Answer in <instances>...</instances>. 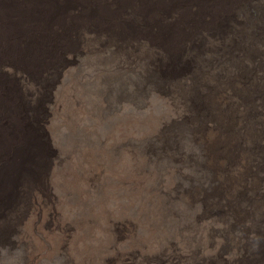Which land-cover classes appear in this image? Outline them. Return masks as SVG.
I'll list each match as a JSON object with an SVG mask.
<instances>
[{"label": "bare ground", "instance_id": "obj_1", "mask_svg": "<svg viewBox=\"0 0 264 264\" xmlns=\"http://www.w3.org/2000/svg\"><path fill=\"white\" fill-rule=\"evenodd\" d=\"M251 6L258 9V20L246 11ZM228 21L232 23L223 27ZM75 54L83 57L79 66L92 60L105 68L110 57V67L119 70V75L140 76L141 89L146 88L145 96L151 94L149 107L143 112L146 116L143 119L132 123L127 117L126 130L141 121L149 126L148 132L139 136L144 140L152 138L155 131L161 133L168 128L186 137L192 133L196 138L201 137L198 148L202 146L204 163L200 166L207 160L223 162L217 168L212 163L208 165L221 181L217 188L203 189L202 194L192 196L205 205L191 224L177 227L168 243L169 262L176 258L183 260L187 254L193 264H208L212 257L223 258L228 264H264V138L258 140L253 130L261 122L252 121L258 113L264 115V0H0V241L23 220V236L36 241L34 256L68 243L69 239L63 235L65 229L76 234L81 228L94 226L108 238L105 254L98 264L117 256L122 246L129 251L140 248L142 263L151 264V257L157 260L160 247L167 246L163 241L167 235L164 226L170 221L165 218L168 215L165 190L161 186L152 188L155 176L144 165L146 159L144 163L140 156L138 159V153L143 157L144 150L133 151L132 156L127 153L125 157L128 170L123 176L128 180L124 184L133 194L137 193L132 197L135 209L125 210L122 204L124 209L118 205L115 210H109L111 215L99 210L96 214H86L89 207L85 204L93 194L92 179L97 188L100 187L98 176L102 177L101 182L110 184L115 178L112 169L109 172L108 167L101 168L94 160H85V166L78 165L86 175L75 186L68 178L79 177L63 172V179L69 184L63 180L66 195L57 205L45 201L48 191L43 188H40L43 198L34 202L38 205H33V209L30 205L29 199L36 197L33 189L37 186H34L37 173L33 177L32 168L39 163L38 159V167L44 164L41 122L50 117L49 110L44 113L43 101L52 112L48 123L51 135L56 132L54 127L59 118L67 121L71 114L74 117L88 111L86 107L80 108L78 91L66 93L62 100L59 98L60 72L67 68L66 57L73 59ZM71 62L69 65L78 70L79 66ZM159 98L161 107L167 108L168 117L152 113ZM172 117L176 121L168 120ZM211 127L212 132L219 131L220 135L206 134ZM168 135L159 138L170 152L179 140L178 133ZM222 135L226 139L218 141ZM126 136L123 134L119 139L123 146L128 144ZM217 147L222 148L218 151ZM85 156L79 158L83 160ZM110 162L112 165V158ZM74 165L77 169V164ZM138 173L149 175L145 178ZM207 181L210 182L209 178ZM49 182L53 188L57 185L54 176ZM169 190L178 192L172 186ZM75 196L81 214L73 222L57 218L69 214V201ZM42 201L43 207L46 206L40 213ZM110 205L109 208L113 207ZM94 215L99 219H92ZM109 218L114 220L106 221ZM180 220L183 222V217ZM120 225L130 235L121 236Z\"/></svg>", "mask_w": 264, "mask_h": 264}, {"label": "rangeland", "instance_id": "obj_2", "mask_svg": "<svg viewBox=\"0 0 264 264\" xmlns=\"http://www.w3.org/2000/svg\"><path fill=\"white\" fill-rule=\"evenodd\" d=\"M256 9L257 8L255 6H251L246 11L249 12L250 14L249 16H252L254 17L255 20H258L259 11L258 9L256 11ZM240 14L241 16H243V13H240ZM233 16L235 17V15ZM236 17L239 18V15L237 14ZM238 22H241V21H238ZM231 23L232 21L225 22L223 27H228ZM80 54L73 55V59H69L70 56L66 57L67 63L65 64V66L67 68L60 72L57 85L60 86L59 98L61 100L63 99V96L66 93L70 91L75 93L78 91V103L80 105V108L86 107L88 108L87 109L88 111L86 110L87 112L85 111L81 112V114L79 112L74 117H72V114H71L70 117L67 119V121H63L61 118H59L56 121V124L54 127L56 132L54 135H51L49 128H48V123H49L50 117L52 116V112L50 110V107L48 108L47 103L43 101L44 113L47 114L49 110L50 117H48L49 119L47 120L43 119L41 122V126L42 128H44V133H43V138H42V141L45 146V153L43 156L44 164L38 167L40 163L38 159L39 163H37L32 168L33 177H34V174L36 173H37L36 177L40 176L38 179L35 177L36 180L34 182L35 183L34 186L37 185L36 186L37 189L35 187L33 189L36 197L29 199V201L31 202L30 205L32 204V209L34 208L33 205L35 206L38 205V202L34 203L35 200L43 198L42 197L43 193L40 188H43L44 191L47 189L46 192L48 191V193L46 194L44 198L45 201H48V204L50 203L49 205L51 206L57 205L58 203L56 202H58L60 198L66 195V193L64 192L65 190H64L63 180L66 184H69L70 182L71 185L75 186V184H78V182H81L83 177L86 175V171L83 168L78 166V165L85 166L86 165L85 163H87V161L85 160H94V162H96L97 165L100 166L101 168L102 166L106 168L108 167L107 170L109 172L112 169L113 171H111V173L114 174L113 177H115L113 178L115 180L112 179L111 184H110L108 181H107L108 183L105 181L101 182L103 181V179L102 177L98 176L97 181H99L98 183L100 187L96 185L97 188L93 186V179H92L90 187H91V192L93 194L88 198L90 199L89 200L90 202L85 204L87 207H89L88 210L91 209L92 211L87 210L85 211L86 214H91V212L96 214V210H99V211H104L106 214L109 213L111 215L110 212L112 210H115V208L118 207V205L120 206V208L122 206H126L125 210L130 209V208L135 209L133 206L134 203H133L132 197L136 195L137 193L133 194L132 190L128 188V185L124 184V181L128 180L123 176L128 170V159L125 157H127V153L132 156L134 152H137V150L139 151L144 150L145 152L141 151L145 153L143 157L139 153H138V157L140 156L143 159V163H144V160L146 159L144 165L146 164V167L147 166L151 167V168L147 167V169L149 170L147 171L150 173V175L152 174V176L153 175L155 176V181H154L155 184L153 185L152 188L154 189V187L156 188V186L157 187L161 186L165 190L164 197L165 196L166 197L164 199L167 200V201L165 200V203L168 207V215L165 218H167L170 221L167 224V226H164V231L167 233V235L164 237L163 241L165 245L167 246L165 247L161 246L160 247L161 255H159L157 260L155 259L157 257L152 256L151 257L152 261H150V263L151 264H193L192 259L187 254H184L183 260H180L174 257L176 259L174 260L173 263H170L169 258L167 257L168 251H169L168 243L170 239H172V237L175 235L176 233L175 231H177L178 226L181 227V225L183 224V228H184L188 224H191L193 220L192 218L200 212V209H203L205 204L201 203L200 200H195L194 199L195 197H192V196L195 193L202 194L201 190L203 189H206L207 191H209L211 190L210 188H212L213 186L216 187L218 182L220 183L221 180H220L219 175H218V178L216 179L215 170H210L208 165L212 163V165L215 168H217V167L222 166L223 162L219 159L218 161L215 160V163L214 161L211 162L207 160L204 166H200L201 164L204 163V160L202 159L203 158V155H202L203 151L201 150L202 146L198 148L201 144V140H200L201 137L196 138V136H194L192 133L190 134V136L186 137L187 135L186 136L180 135L181 133L178 132L176 129L168 128L169 131H171V133L168 131V129H164L162 131L164 133L155 131L156 134L153 137L151 136L152 138H149V139L146 138L147 140L146 141L142 139V137L139 138V136L143 134L144 131L148 132L149 130V126H146L145 122L144 124L141 123V121L135 122L133 126L127 127V129L131 127L129 130H126L125 122H126L127 117L130 118V122L132 123L134 122V120L136 121V120H139L140 118L143 119L144 117H146L144 116L143 112L147 110V108L149 107L148 97L151 94H146L145 96L144 91L146 88H144L143 90L141 89L140 76H137L134 73H128V74L120 73L119 75V70H116L110 67L112 65V62L110 61V57L106 59L105 68H102L99 62L94 63L92 60L88 62L85 66L83 65L79 66V64L82 61L81 58H83L81 57ZM69 61H72L71 64L74 63L75 64L74 66H79V69L77 70V69H74L73 66L71 67L69 65ZM157 94L160 95V93H157ZM204 95H207V93H204ZM53 98H55L54 95H52V99ZM159 100L161 101L162 99L159 98L156 102H154L152 113L157 114V115L159 114L160 115L165 114V116L168 115V113H166L168 112L167 108H162ZM76 108L79 111L78 106ZM68 113L69 111H67L65 114H68ZM76 117H79V118H76ZM175 119L176 118L173 119L172 117V118H169L168 120L176 121ZM252 121L261 122L258 126L254 127L253 130L258 140L264 138V132L262 131V124L264 123V115L262 113H258V116L253 117ZM135 124L137 127L135 126ZM133 128L135 129L131 130ZM212 131L213 130L211 127L208 133L206 134L208 135L211 134L210 136H212L213 134L218 132L217 134L220 135L219 131L217 132H212ZM158 133L160 136L158 135ZM166 133L167 135L169 134L168 135L169 137H171L174 133H178L177 140L179 141L175 143L177 147H175V149L173 147V150L170 152H168L169 151L168 149H165V147L161 143V139L159 138V137H162L161 135H166ZM123 134H125V136L130 134L128 135L129 137L126 136L128 140L127 146H123L122 142L119 140ZM133 138L134 139L136 138L135 141L137 142H135ZM155 138L157 142L154 141ZM138 139L140 140V142ZM206 139L208 142H210L209 136L206 137ZM225 139H226L225 136L222 135L221 139H219L218 141H223ZM193 145L195 147H193ZM220 148L222 147H219V148L217 147L216 149L219 151ZM193 149H195V152ZM154 150H155V153H154ZM167 153L168 154L170 153V155H168ZM206 153L208 154L207 151ZM150 154H153V155H150ZM84 156L87 159L84 158L82 160L79 158V157L82 158ZM140 157L138 158L139 160H140ZM10 158H11L10 162H13V157H10ZM111 158H112V165L110 162ZM71 164H72V167L70 166ZM74 164H77L78 166L77 169L74 168L75 167ZM167 164L169 165L171 164L170 165L171 167H169V165ZM133 168H135V166H133ZM164 168L169 171H166ZM73 169H76V170L73 171ZM180 169L181 171H179ZM240 170L238 167L237 171L239 172ZM63 172H65L66 175L68 174L76 175L79 177V179L77 180L76 178L75 179L68 178L69 179V182H68L67 180L63 179V175L65 174ZM149 173H146V174L144 173L143 174L144 177L145 176L147 177ZM57 174L59 176H57ZM140 174L141 173H138V175ZM143 175L141 174L140 177H143ZM53 176L55 177V180H56L55 183L57 184L54 188L51 186V183L49 182ZM156 176L159 178H157ZM156 178L158 179V181ZM208 178L210 181L209 183L207 181ZM38 180H40V182ZM205 181H207V183H203ZM121 182H122V185H121ZM168 182H171V183H168ZM168 185L172 186L175 190H178V192L170 193ZM102 187H105V188H102ZM108 188L110 189L108 190ZM126 192H128L129 194ZM130 192L132 194H130ZM36 193H39V194L37 195ZM169 197H172V199ZM257 198L259 199V196H257ZM121 199L122 201H120ZM100 201H102L104 205H102ZM69 202H70L69 214L60 215V216H57V218H59L60 220L67 219L69 222H73V218H77L78 215L81 214V211L77 206L76 196L74 197L73 200L70 199ZM72 203H73V207H72ZM41 204L42 205H40V207L42 209L40 213H42L43 208L46 206L45 205L43 207V201L41 202ZM113 204L115 205V207ZM109 205L113 207L109 208ZM122 208L124 209V207ZM168 216H171V217H168ZM180 217H183V222L181 221L182 219L180 220ZM244 217H247V216L244 215ZM253 217L254 218L257 217V212L254 213ZM92 219H99V217H97V215H94ZM110 219L114 220L112 218H109L106 221H111ZM198 221L201 224L202 221L200 218ZM254 221L255 220L253 219V222ZM20 223H21L20 225L18 226L14 225L10 230H8L3 236L2 240L0 241V264H98V262L103 258L105 254L104 245L108 241V238L103 233L102 230L94 226V227L87 228V229L81 228L80 231L77 232L76 234H74V232L71 229H65L63 231V235L65 236L66 239H69L68 243H66L64 246L60 248L52 247L48 250H45L41 252L42 253L41 256H37V255L34 256L33 251L36 248V245H35L36 241L34 239H27V237L25 238L23 236L22 232L25 231V228H23L24 227L23 224L25 223V221L21 220ZM120 226H118L119 232L122 233L121 236L125 237L126 235L129 234V233L125 234V232H128V229L125 227L122 228V226L121 227ZM130 227L132 229L131 225ZM142 235L146 236V233L143 232ZM121 245H123V243ZM145 247L146 248L151 247V248L157 249V247H154V246L146 245ZM123 248L124 246L120 247V253L117 256L110 258L109 260H106L104 263H100V264H143L139 258L141 255L140 248L137 249V251L136 250L129 251L127 248H124V249ZM202 263H204V260L202 261ZM208 264H228V262L227 260L223 261V258L212 257Z\"/></svg>", "mask_w": 264, "mask_h": 264}]
</instances>
